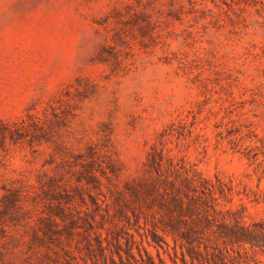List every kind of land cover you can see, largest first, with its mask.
<instances>
[{"label":"rangeland","instance_id":"1","mask_svg":"<svg viewBox=\"0 0 264 264\" xmlns=\"http://www.w3.org/2000/svg\"><path fill=\"white\" fill-rule=\"evenodd\" d=\"M220 4L0 0V120L26 126L0 165V264H133L131 235L173 264L129 193L153 183L157 152L163 176L173 160L223 190L219 209L264 219V0ZM11 180L18 208L1 201Z\"/></svg>","mask_w":264,"mask_h":264},{"label":"trees","instance_id":"2","mask_svg":"<svg viewBox=\"0 0 264 264\" xmlns=\"http://www.w3.org/2000/svg\"><path fill=\"white\" fill-rule=\"evenodd\" d=\"M239 1L213 0L219 13L226 12L221 11L223 7L220 3H224L228 9H231L232 4ZM34 120V127L37 128L40 118L34 116ZM25 130L23 119L13 122L0 120V165H3L7 146L19 142ZM156 155L157 158L154 156L151 164L156 172L153 183L147 185L140 182L139 187H131L129 193L137 199L145 198L151 217L155 218L158 215L157 219L151 220L152 229L148 230L152 241L161 248H163L162 242L168 248L169 244L157 230L171 237L175 254V258L172 259L173 264H178L177 249L180 251L183 264H188L186 255L189 257L190 264H229L230 262L241 264L245 260H242L239 248L243 249L245 258L249 256L247 248L264 254V219L247 223L242 219L239 210L219 209L217 207L219 196L216 193L221 195L223 190L217 188L213 182L200 173L187 169L184 165H178L173 160H169L168 174L163 176L161 171L163 158L158 152ZM89 179L95 182L97 180L99 183L93 175H90ZM2 189L1 201L4 207L18 208L21 197L19 185L11 180L8 184H3ZM92 199L96 208L100 209L101 204L97 199ZM57 215L62 221L66 218L63 214ZM76 217L80 218L79 215ZM76 217H72L70 222L74 224ZM93 221V216L90 221L86 220L87 229H94ZM94 233L97 247L104 255L105 247L102 246L100 234ZM131 237L130 246L125 253L133 260V264H157L146 248L140 247V243L137 244L132 235ZM133 244L136 245L139 258L132 252ZM115 247L119 259L123 261L119 238H117ZM228 247L232 249L237 247V256L230 254ZM157 257L161 264H166L158 250ZM250 261L253 264H261L260 260L253 255L250 256Z\"/></svg>","mask_w":264,"mask_h":264}]
</instances>
